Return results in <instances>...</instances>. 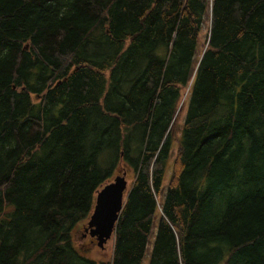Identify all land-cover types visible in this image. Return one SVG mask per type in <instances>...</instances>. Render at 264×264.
Masks as SVG:
<instances>
[{
  "label": "trees",
  "instance_id": "obj_1",
  "mask_svg": "<svg viewBox=\"0 0 264 264\" xmlns=\"http://www.w3.org/2000/svg\"><path fill=\"white\" fill-rule=\"evenodd\" d=\"M182 108L148 264H264V0H0V264H143ZM105 152L134 178L97 261Z\"/></svg>",
  "mask_w": 264,
  "mask_h": 264
},
{
  "label": "rangeland",
  "instance_id": "obj_2",
  "mask_svg": "<svg viewBox=\"0 0 264 264\" xmlns=\"http://www.w3.org/2000/svg\"><path fill=\"white\" fill-rule=\"evenodd\" d=\"M209 1H211V0H209ZM206 35H207V28H206V26H204L202 31H201V35H200L201 43L204 42ZM185 94H186V92L184 93L183 98L181 99V102L184 100ZM185 113H186L185 109L182 108L180 111V114L176 120V126H175V130L173 133L175 140H173L171 142L169 156H168V159H167L166 164H165V171L163 174L162 185H161V188H160L159 193L157 195L158 211H157V213H155V215L152 219L151 233H150L149 240L147 243V249L145 252L144 259H143V264H148V261H149L150 252L152 249V243H153L154 236L156 234L157 224L159 221V215H160V208L159 207L165 199V195H166V191H167V185H168V181H169V171L172 167V164H173V161H174V158L176 155V151H177V147H178V140L181 137L180 136V133H181L180 129H181V124L183 123V120L185 117ZM98 163H99V166L101 169L109 172L108 180L110 182L113 181L115 176L121 175L124 172L125 173L124 177H125V180L127 183L126 184L127 185L126 190H128L130 188L131 183H132L133 178H134V172H133L132 168H130L128 166L126 167L125 165L120 164V163L117 164V166L115 167L114 155L109 154L108 152H105L104 154H102L100 156V158L98 159ZM82 226H79L76 231L80 230L82 228ZM78 242L86 243V240L80 238V234H78V232H77V236L75 238V245ZM112 247H113V236L103 245V248H99V246H93V247L89 248L90 250L92 248H94V250L86 256L90 257L92 259H96L97 261L108 260V259H110L111 254H112ZM89 249L87 251H90Z\"/></svg>",
  "mask_w": 264,
  "mask_h": 264
},
{
  "label": "water",
  "instance_id": "obj_3",
  "mask_svg": "<svg viewBox=\"0 0 264 264\" xmlns=\"http://www.w3.org/2000/svg\"><path fill=\"white\" fill-rule=\"evenodd\" d=\"M125 173L115 176L96 194L95 204L87 223L89 233L103 245L113 236L124 205L127 183ZM88 230V229H87Z\"/></svg>",
  "mask_w": 264,
  "mask_h": 264
},
{
  "label": "flooded vegetation",
  "instance_id": "obj_4",
  "mask_svg": "<svg viewBox=\"0 0 264 264\" xmlns=\"http://www.w3.org/2000/svg\"><path fill=\"white\" fill-rule=\"evenodd\" d=\"M88 229V230H87ZM89 228H88V225L87 223L85 225L82 226V229L80 231V235H81V238L82 239H85L86 240V243H83L82 246H85L86 249H89L93 246H98L97 245V239L95 236H91L90 233H89ZM99 248H103V247H99ZM90 250V249H89ZM94 250V248H92L90 251H89V254Z\"/></svg>",
  "mask_w": 264,
  "mask_h": 264
}]
</instances>
